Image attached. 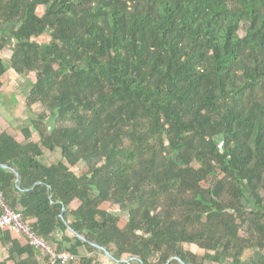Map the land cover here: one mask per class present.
<instances>
[{
    "label": "trees",
    "instance_id": "obj_1",
    "mask_svg": "<svg viewBox=\"0 0 264 264\" xmlns=\"http://www.w3.org/2000/svg\"><path fill=\"white\" fill-rule=\"evenodd\" d=\"M2 30L0 89L42 109L0 133V191L35 233L72 264H264V0H0Z\"/></svg>",
    "mask_w": 264,
    "mask_h": 264
},
{
    "label": "crops",
    "instance_id": "obj_2",
    "mask_svg": "<svg viewBox=\"0 0 264 264\" xmlns=\"http://www.w3.org/2000/svg\"><path fill=\"white\" fill-rule=\"evenodd\" d=\"M3 85L0 89V133L4 130L11 132L12 134H19L17 131L21 126L30 127L34 129V120H36L40 110V106L36 104H29L28 95L32 86V77L21 76L16 73L13 69L9 68L6 74L2 77ZM20 140V137L18 136ZM60 154L58 151H45L42 156V160L46 164H50L58 160ZM77 206V204H74ZM15 236L20 238L21 235L15 233ZM1 247L2 242L0 241ZM192 250L199 254L203 253V250L194 246H189ZM5 251L0 254L1 260L9 258V252L4 247ZM83 255L90 257L94 256L95 253L88 252L85 247L81 248ZM41 258H43L41 256ZM102 264H122L119 261L113 260L108 255L101 256Z\"/></svg>",
    "mask_w": 264,
    "mask_h": 264
},
{
    "label": "built area",
    "instance_id": "obj_3",
    "mask_svg": "<svg viewBox=\"0 0 264 264\" xmlns=\"http://www.w3.org/2000/svg\"><path fill=\"white\" fill-rule=\"evenodd\" d=\"M0 228L10 230L18 235L29 238L42 257L49 259L53 264H72L78 256L68 250L58 251L56 245L46 241L43 237L35 233L22 218L20 212L13 210L5 201L3 193L0 191Z\"/></svg>",
    "mask_w": 264,
    "mask_h": 264
},
{
    "label": "rangeland",
    "instance_id": "obj_4",
    "mask_svg": "<svg viewBox=\"0 0 264 264\" xmlns=\"http://www.w3.org/2000/svg\"><path fill=\"white\" fill-rule=\"evenodd\" d=\"M39 12H42V10H40ZM9 32L8 31H3V30L0 31V36L3 35L5 37H8V39H9L7 47L5 48V50H3L0 53L6 59L7 63L10 62L11 55H12V50H13L15 42H16L15 39L9 34ZM49 40H50V36L49 35H44L40 39L41 42H48ZM17 131L19 132L20 139H23L22 126ZM35 135L37 136L36 131H35ZM75 169H77V168H75ZM103 207L108 208V209H110L112 211L120 213V215H121L120 224H121V226L124 225V223L126 222L127 215L125 214V212L123 213L121 211V208H120V206L118 204H111V203L106 202V203L103 204ZM3 251H5V249H4V247H1V245H0V254Z\"/></svg>",
    "mask_w": 264,
    "mask_h": 264
},
{
    "label": "water",
    "instance_id": "obj_5",
    "mask_svg": "<svg viewBox=\"0 0 264 264\" xmlns=\"http://www.w3.org/2000/svg\"><path fill=\"white\" fill-rule=\"evenodd\" d=\"M102 249L105 252V254H107L108 256H111L112 257V253L109 250H107L105 248H102Z\"/></svg>",
    "mask_w": 264,
    "mask_h": 264
}]
</instances>
